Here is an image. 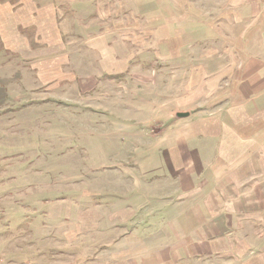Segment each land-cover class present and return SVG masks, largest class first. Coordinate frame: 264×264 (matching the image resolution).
Masks as SVG:
<instances>
[{"label": "crops", "instance_id": "obj_1", "mask_svg": "<svg viewBox=\"0 0 264 264\" xmlns=\"http://www.w3.org/2000/svg\"><path fill=\"white\" fill-rule=\"evenodd\" d=\"M227 5L0 0V143L42 159L53 234L85 221L92 264H264V0ZM158 13L153 43L118 34Z\"/></svg>", "mask_w": 264, "mask_h": 264}, {"label": "rangeland", "instance_id": "obj_2", "mask_svg": "<svg viewBox=\"0 0 264 264\" xmlns=\"http://www.w3.org/2000/svg\"><path fill=\"white\" fill-rule=\"evenodd\" d=\"M231 1L233 0H145L151 10L139 9V0H127V3L131 6V13L129 14L131 19H138L141 16V24L149 25V22H145L146 19L155 18L157 15L156 9H161L162 7H164L166 13L167 11L169 12V10L166 9H171V7H173V9H213L212 12L217 14L218 9H231V7H227V4H230ZM180 13H182V11H180ZM129 15L127 14L126 18ZM114 17H117V15ZM118 18L122 21V15ZM159 18H161V13L158 19L150 20V26L152 28L150 27L148 29L146 35L143 31L134 29L130 31L121 30L118 31V34L125 32V36L130 37L132 42H138L140 44H142L143 39L148 38V44H151L154 42L155 37L154 27L161 23ZM164 18L166 20V15ZM195 24L196 27L192 26L195 28V32L199 29L197 28L198 26L202 28L205 27V23L204 25ZM214 26H216L218 30H204L207 35L212 32L211 36L214 38L220 35L226 37V28V30L222 29L220 31L219 25L214 24ZM201 30L203 31V29ZM140 40L141 42H139ZM140 44L131 46L133 53L137 54L142 50L143 47ZM27 80L28 79L25 78V81ZM1 82L3 81L0 80V83ZM148 82L146 84L142 83V86H149L150 82ZM31 84L34 85V82ZM112 87H114L115 90ZM100 88L99 102L101 110L105 109L104 107L110 106L101 105V102L103 103V96L110 100L114 99L116 103V100L121 96L123 97L125 94L124 92H126L123 85L102 86ZM107 89L109 93H107ZM180 90L181 99L184 96L188 97V92L184 91L182 88H180ZM89 97H91V95L84 97L85 99L76 101L86 102ZM2 98L3 95L0 94V102ZM93 100H96V98ZM149 100L151 101V99ZM111 102H108V104H111ZM0 111H2V109H0ZM66 111L68 110L63 109L61 112L63 118L70 116ZM101 116L104 115H100L102 119ZM151 117L153 116L151 115ZM63 118L60 119L64 120ZM152 123L154 125V121H152ZM104 125L99 124L101 128ZM134 126L136 129L139 128L137 125ZM101 141L103 147L108 144L107 140L102 139ZM11 145L12 142L4 141L0 143V264H77L81 260H85L81 264H92L90 261L92 260V254L88 251H92L93 248H95L97 240L94 239L91 244L93 240L91 239V235H87L86 227L85 230L83 229L86 222L81 221L78 223L79 228L73 233L67 231L70 230L71 227L65 226L64 224L63 230L56 233L59 234V237L57 236V238L54 236L55 233L53 234V230L56 227V223L50 221L48 218V208L54 200L51 197L50 189L46 187L48 184L46 179H50L53 175L46 173L47 168L39 165V161L42 159L39 160L35 158L25 160L17 154V151L12 149ZM85 186H89V183L85 184ZM105 213H107V211H105ZM245 223L246 225L250 224V226L256 225L255 221ZM80 231H84V234L80 233ZM65 232H70V234L65 235ZM75 232L78 233L79 236L75 237ZM260 232H263V230ZM95 256L100 258L99 255ZM103 256L104 262H96L94 264H106V252ZM245 257L250 259L252 256L247 254ZM245 257L242 258L243 260L237 258V263L239 264L242 261V263H246L247 260H245ZM220 263L232 264L231 261L226 260H222ZM249 263L252 264V260H249L248 264Z\"/></svg>", "mask_w": 264, "mask_h": 264}, {"label": "water", "instance_id": "obj_3", "mask_svg": "<svg viewBox=\"0 0 264 264\" xmlns=\"http://www.w3.org/2000/svg\"><path fill=\"white\" fill-rule=\"evenodd\" d=\"M177 116H178V117H183V116H185V115H183V114H180V115H179V114H178Z\"/></svg>", "mask_w": 264, "mask_h": 264}]
</instances>
